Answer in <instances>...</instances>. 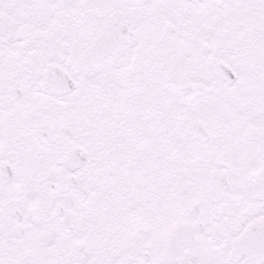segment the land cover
I'll use <instances>...</instances> for the list:
<instances>
[{
    "label": "snow or ice",
    "instance_id": "6c2138e0",
    "mask_svg": "<svg viewBox=\"0 0 264 264\" xmlns=\"http://www.w3.org/2000/svg\"><path fill=\"white\" fill-rule=\"evenodd\" d=\"M0 264H264V0H0Z\"/></svg>",
    "mask_w": 264,
    "mask_h": 264
}]
</instances>
